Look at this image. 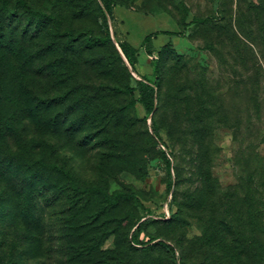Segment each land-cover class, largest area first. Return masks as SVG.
Instances as JSON below:
<instances>
[{"label":"rangeland","instance_id":"rangeland-1","mask_svg":"<svg viewBox=\"0 0 264 264\" xmlns=\"http://www.w3.org/2000/svg\"><path fill=\"white\" fill-rule=\"evenodd\" d=\"M28 1L54 18L36 39L14 36L5 61L0 57V150L19 154L16 169L4 165V173L9 187L16 178L27 191L21 208L36 235L29 261L180 264L186 255L189 264L233 263L242 250L240 237L251 251L242 261L263 264L264 72L244 64V53L236 60L226 53L225 61L207 44L214 38L227 45L225 18H236L238 0ZM203 19L220 24L203 31ZM94 29L111 34L120 52L122 44L135 48V65L120 63L112 47H92L67 34L78 38ZM168 34L176 48L161 52ZM73 45L80 49L72 51ZM106 58L115 60L110 68ZM174 66L189 67V73ZM158 76L166 78L164 95L177 97L168 95L154 114L146 85L157 89ZM189 77L210 84L219 105L215 117L229 121L214 129L208 165L199 162L193 136L194 106L203 97ZM41 157L74 177L22 164V158L29 164ZM179 205L188 214L175 235L168 218ZM222 226L229 231L224 253L218 244ZM174 235L187 241L185 253ZM151 236L157 239L149 242Z\"/></svg>","mask_w":264,"mask_h":264},{"label":"trees","instance_id":"trees-1","mask_svg":"<svg viewBox=\"0 0 264 264\" xmlns=\"http://www.w3.org/2000/svg\"><path fill=\"white\" fill-rule=\"evenodd\" d=\"M99 9L103 13V8L100 5ZM35 16L38 18V21H31L32 17ZM104 16L107 22V15L104 14ZM52 18L54 17L49 13H45L42 10L35 9L28 0H0V57L3 56L1 60L5 61L7 55H4V51L8 48L10 49V44L14 41V36H17L21 33L24 42H26L27 38L29 40L36 39L40 35L42 27ZM26 19H28L29 21L27 22V24H25L22 30L21 27L22 24H24L23 21ZM225 19L228 21L227 35L229 36V38L227 39V45L223 48V40L214 38H210L209 40L207 39V44L218 55V58H223L225 61L227 60L226 53H231V58L232 56H235V60L241 57V54L244 53L246 55L244 57V64L253 63L254 66H256L258 72H264V0H238L236 18L234 19V16L231 14H226ZM218 21L219 20L203 19L199 26L203 31L208 30L209 23H212V25H217L220 24V22ZM94 30L95 31H91L89 33L80 32L78 38H76L75 34L71 31H66V33L68 32L67 34L74 38V40H81L85 38L87 44L92 47H112L114 51V58L116 51V59L120 63L125 64L126 61L119 49L116 47L111 34L102 35L98 33L97 29ZM174 34L175 33H171V35ZM53 42L54 41L49 44L52 46ZM122 45L124 49L122 50L127 60L131 63L132 66H134L137 61L134 54L135 48H128L124 44ZM169 48H176V46H174L173 40H170L167 43L163 44L161 52ZM225 48H227V51H225ZM79 49L80 48H77L74 45L71 47L72 51H77ZM113 62H115V60L113 61L109 59V63L107 62V58L105 60L108 68H110V64H112ZM229 64L231 65V63ZM156 68L157 71L160 70L159 66H156ZM171 69L189 73V67L186 66L180 69H178L177 67L175 68L174 66ZM247 77L250 78L249 75ZM164 81H166L165 77L162 78L158 76L156 78L155 84L157 89L150 85H146V89L149 93V99L151 100V103L149 104L150 112L154 111V114L157 110H160L162 107L166 106V103L168 102V95L172 98L177 97L176 94L172 95L170 93L164 95ZM187 81L190 82L191 85H194V87H197L199 85L196 92L200 93L203 97L201 101H199L198 104H195L194 106L196 115L195 117L197 118V129L194 132L193 136L196 140V145L198 146L200 158L199 162L201 164L207 162L208 165L210 162L209 151L212 144L214 143V129L221 126H227L229 124V121L223 118L219 119L215 117L216 112L219 109V105L217 102H215L214 99H211L213 93L212 87L209 83H199V81L195 77H189ZM249 83L252 84V81H250ZM251 94L252 92L249 88L247 92V97L249 100L251 97H253L251 96ZM170 97L168 99H172ZM13 128L14 127H12L11 132L15 130ZM11 132L6 134L7 141H10L12 139ZM153 132L160 139V141H162L163 144L168 147V142L165 141L160 135V131L157 126L153 127ZM0 137L2 138L1 135ZM0 144L4 145L3 142H0ZM18 157L19 154L11 150H0V264H47V259L39 262L33 260L32 262L29 260H32L33 256L30 259L27 258L28 255H32L34 253V246L36 244L35 225L33 222L27 221L25 212L21 208L24 202H26V199H24L25 197L22 196L26 195L27 191L23 186V181L22 183H20V181L16 178L12 179V181L10 180L13 183V187L11 188L7 185V179L5 178L4 167L6 166L8 168H11V170L16 169V159ZM22 164H26L28 165V167L48 169L50 171L59 172L64 176L74 177L70 169L60 165L57 162L45 161L42 157L33 159L29 164L27 163L26 159L22 158ZM172 165V159L170 157H167L168 168L171 169ZM173 184L174 181L171 176L170 187H173ZM87 188H89V186L82 187L83 190ZM90 188L92 189V186H90ZM77 189H81V187L77 185ZM260 194L262 195V201L264 203V171L261 175ZM121 195L127 196L126 193H121ZM186 210V208L179 205V210L176 211L170 218H168V220L173 224V226H171V229L173 230V233L175 235H177L176 228L181 224V222L185 220L186 214H188ZM146 223V219L141 221L138 224L137 228L140 231L143 230ZM23 224L28 225V227L26 228L27 233L25 234H22L24 230ZM259 228L264 232V217L261 221V224L259 225ZM175 235L173 239L178 242L182 253H185L186 245L184 244L187 241L184 240L182 236L177 237ZM220 235L221 237L218 244L221 246V248L219 249V251L224 253L229 250V248L227 247L229 231L226 230L225 226L221 227ZM206 236L208 238H211L208 233H206ZM156 239V236H151L149 242H152ZM236 241L238 242L236 243L241 246L240 248H242L241 252L237 254L238 256L235 258L236 260H233V263H225V261L223 264H246L244 261H242L243 253L251 252L249 250L250 248L246 245V243L244 244L242 242V239L240 237L236 238ZM163 244L171 249H174L172 245L167 244L164 241ZM180 264H189L186 259V255L185 258H181Z\"/></svg>","mask_w":264,"mask_h":264},{"label":"water","instance_id":"water-1","mask_svg":"<svg viewBox=\"0 0 264 264\" xmlns=\"http://www.w3.org/2000/svg\"><path fill=\"white\" fill-rule=\"evenodd\" d=\"M120 49H121V52H122V54H123V57L125 58V60H126L127 64L130 66V62L127 60V58H126V56H125V54H124V52H123L122 48H120ZM130 67H131V66H130Z\"/></svg>","mask_w":264,"mask_h":264},{"label":"crops","instance_id":"crops-1","mask_svg":"<svg viewBox=\"0 0 264 264\" xmlns=\"http://www.w3.org/2000/svg\"><path fill=\"white\" fill-rule=\"evenodd\" d=\"M168 36H170V37H167V39L165 38L166 40L164 41L163 44H165V43H167L168 41L172 40V39H171V35L168 34ZM165 37H166V35H165Z\"/></svg>","mask_w":264,"mask_h":264},{"label":"bare ground","instance_id":"bare-ground-1","mask_svg":"<svg viewBox=\"0 0 264 264\" xmlns=\"http://www.w3.org/2000/svg\"><path fill=\"white\" fill-rule=\"evenodd\" d=\"M130 66H131V63H130Z\"/></svg>","mask_w":264,"mask_h":264}]
</instances>
